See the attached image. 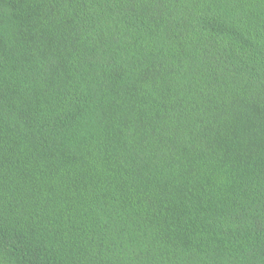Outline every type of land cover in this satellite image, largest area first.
<instances>
[{"label":"trees","instance_id":"16d2710c","mask_svg":"<svg viewBox=\"0 0 264 264\" xmlns=\"http://www.w3.org/2000/svg\"><path fill=\"white\" fill-rule=\"evenodd\" d=\"M0 264H264V0H0Z\"/></svg>","mask_w":264,"mask_h":264}]
</instances>
